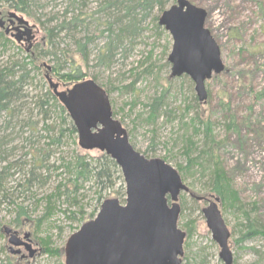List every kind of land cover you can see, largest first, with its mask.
Instances as JSON below:
<instances>
[{
    "label": "rangeland",
    "instance_id": "obj_1",
    "mask_svg": "<svg viewBox=\"0 0 264 264\" xmlns=\"http://www.w3.org/2000/svg\"><path fill=\"white\" fill-rule=\"evenodd\" d=\"M69 1L29 0L28 15H20L31 28V54L0 38V68L14 67V81L20 75L27 77L17 86L19 96L10 106L11 110L0 114V151L4 153L0 170L11 168L4 188L13 193L14 202L12 206L0 205V229L8 227L14 232L30 235L31 250L36 253L22 264H63L62 250L67 239L90 221V216L94 214L95 217L99 202L101 205L105 200L116 199L122 205L125 198L122 184L116 179L113 187L103 192L92 182H79L77 192L73 191L75 195L70 199L54 200L52 214L43 218L42 200L61 185H66L65 190L72 187L62 164H72L77 155H86L92 161L101 155L95 150L81 151L76 134H68V126L60 113L62 106L50 93L44 77L46 67L51 81L58 85V91L71 88L73 83L65 77L73 70L81 71L83 80L94 81L106 92L112 117L125 130L134 151L145 159L164 161L179 174L188 189V193H181L178 198L177 227L186 233L182 264H223L201 213L216 198L207 192L209 168L203 170L197 161L193 167L187 165L184 153L187 140L196 143L197 155L208 149L214 161L220 163L231 192L237 196L235 202L226 195L217 203L229 232L228 247L233 264H264V0H186L206 12L204 27L217 44L224 66L222 74L205 83L207 99L205 104H199V108L194 107L192 98L196 97L189 79H169L170 67L166 59L171 40L158 27L157 21L152 23L160 15L158 11L154 10L148 18L141 20V32L131 44L125 45V51L118 53L108 67H100L97 52L106 43L105 28L98 36L100 32L94 33L93 26L90 27V35H96L97 39L86 47L85 54L78 51L70 37L56 38L55 49L47 41L46 32L63 20L65 12L71 11ZM101 1L89 0L83 13L90 16L97 12ZM173 4L166 5L165 10ZM12 10L8 5L0 12ZM114 13L111 11L110 15L114 16ZM107 19L110 23L114 20L111 16ZM82 36V33L78 34L77 40ZM51 51L53 56L40 57ZM163 87L168 89L164 99L169 107L166 113L162 111L157 119L149 121L148 104L160 95ZM46 92L52 97L43 109L46 112L44 118L38 104L47 102ZM187 106L190 110L186 113V109H182ZM197 119L211 124L208 144L203 141L204 131L197 126ZM230 119L234 126L229 125ZM192 122L195 126L191 127L189 123ZM60 133L59 146L47 147L50 139L58 138ZM38 150L40 152L36 154ZM30 154L31 157L36 154L37 159L42 157L39 187L27 195L19 196V192L15 195L12 188L21 183L24 174L27 178L26 171L32 163ZM197 155L191 158L196 159ZM202 158L206 160L205 156ZM196 198L204 201L199 202ZM14 207L25 211L20 227L13 224L16 213L11 210ZM40 218L48 220H42L36 226ZM247 218L262 230L261 236L243 238ZM7 247L6 239L0 234V249L3 248L0 263L7 258Z\"/></svg>",
    "mask_w": 264,
    "mask_h": 264
},
{
    "label": "water",
    "instance_id": "obj_2",
    "mask_svg": "<svg viewBox=\"0 0 264 264\" xmlns=\"http://www.w3.org/2000/svg\"><path fill=\"white\" fill-rule=\"evenodd\" d=\"M207 14L186 0H174L163 11L157 25L171 40L167 64L170 79L186 77L193 85L199 104L207 99L205 83L224 72L220 52L204 24ZM19 24L27 26L21 18ZM26 42L33 40L25 29ZM17 42L19 36H15ZM49 71V68L46 67ZM48 88L66 111L82 151H98L108 157L120 171L124 205L115 199L105 200L96 217L71 235L63 248V264H181L185 234L177 228L181 193H188L177 172L162 160H147L128 143L121 125L112 118L108 97L92 80L75 84L67 92L45 75ZM201 201V198H196ZM169 202V204L167 203ZM218 199L201 210L205 226L219 249L218 259L232 264L228 247L229 233L217 207ZM12 254L21 243L9 228ZM28 234L23 236L27 240ZM28 258L35 253L25 244Z\"/></svg>",
    "mask_w": 264,
    "mask_h": 264
},
{
    "label": "trees",
    "instance_id": "obj_3",
    "mask_svg": "<svg viewBox=\"0 0 264 264\" xmlns=\"http://www.w3.org/2000/svg\"><path fill=\"white\" fill-rule=\"evenodd\" d=\"M88 2L89 0H70L68 4L70 6L69 8H71V11H69L68 13L65 12L63 20L59 22V24H55L51 28V30L46 32L47 41L51 42V48L55 49L56 43L54 40L56 38H59L60 36L70 37V39L74 41L75 46H77L78 51L80 53L83 52V54H85L86 47L92 44L95 39H97L96 35H90V27L93 26L92 30H94V33H99L102 28H105L107 33L106 43L103 44L102 48L97 52V61L100 67H108L111 60H113L118 53H120L121 51H125V45L131 44L137 38V36L141 32V20L143 21L148 18L154 10L158 11L161 14L165 10V6L172 3L173 0H102L99 6L100 9L97 12L91 14L90 16H87L82 11L87 8L86 6ZM0 5H9L10 8L15 10L17 13L28 15L27 10H29V0H0ZM75 11L77 13H75ZM111 11L115 12L113 14L114 16L110 15ZM99 15H101V17ZM94 16H96L97 19H95ZM107 16H111V18L113 17L114 20L112 19L113 21L110 23L107 19ZM138 17H140L141 19H137ZM102 19L106 21L102 22ZM156 21L157 19L154 18L152 20V23H155ZM80 33H82L83 38L77 40V35ZM101 34L103 33L100 32L98 36H100ZM46 54L52 56L54 55V53H52L51 51L50 53L42 54L40 57L46 58ZM63 56L65 57L66 55L63 54ZM13 68L14 67L11 66L9 68H0V114L7 113L11 110L10 106L12 105V103L18 100L19 89L17 86L21 85L22 79L27 78L26 75H20L16 79V81H14ZM65 78L67 79V81H71L74 84L82 81L84 76L82 75L81 71L73 70L72 74L66 75ZM158 87L159 85H157V88ZM50 93L46 92V103H44L45 101H41L38 104V108L41 114L44 115V118H46V112L43 111V109L47 107L49 97H52ZM167 93L168 89L163 87L160 95L158 97L155 96V98H153L148 104L147 108H149V121L153 122L155 119H157L162 111L163 113H166L165 110L169 107V104L166 102L164 97ZM192 100L194 107L199 108V104L196 98H192ZM165 103H167V106ZM184 109H186L187 113L190 110V106H187L185 108L183 107L182 111H184ZM60 113L61 116H63L62 118L64 122L68 126V134L75 135V131L68 118L64 115V111L62 108H60ZM193 122L189 123L191 127L194 124ZM196 122L197 126L203 129L204 131V143L208 144L206 143V141L207 138L210 137L211 124L208 121L204 123L200 121V119H197ZM229 125L234 126V123L231 122V119ZM45 129V131L50 132L48 128ZM60 138H62L61 133L59 134L58 138L50 139V141L47 143V147L59 146ZM185 147L186 150L184 151V153H186L185 155L187 156V165L189 167H193L194 163L197 164L199 162L198 166L201 167L203 170L209 168L207 192L211 195L216 196V198H218L219 200H224L225 196L229 195L232 197L230 201L235 202L237 198L236 194L234 192H231L229 188V181L225 177V174L221 169L220 163L217 160L214 161L213 156L209 154L208 149L206 152H198L197 155V153H195L197 148L196 143L189 140H187V145ZM39 152L40 151L38 150L36 154ZM3 154L4 153L0 151V163L4 162V160L1 159V156ZM36 154L33 157H31L30 154L32 163L31 167H29V169L26 171L28 172L27 178L24 174V178L23 180H21V183L16 185V187L12 188L14 189L13 192L15 193V195L18 194L17 192H19V196H22L23 194L27 195L28 193H30V190L39 187V173L40 169H43V165L41 155L40 157H38L39 159H37ZM194 154L197 155L196 159L191 158ZM204 156L206 157L205 161L202 158ZM88 159L90 158L86 155L82 157L77 155L72 164H62L61 167L67 170L66 172L68 173V178L71 180L69 182L72 183V187H66L65 190L64 186L66 185H61L58 188H55L52 194L46 196L42 200L44 203L45 210V216H43V218H47L49 214H52V206L54 200H59L61 198L70 199L72 195H75L74 192H77V187H79L80 185L79 182H92L93 184L99 186L100 191L103 192L106 190H110V188L113 187L114 181L116 179L120 182V184H122V192L124 191L120 172L113 161H111L108 157L104 156L103 154L100 155L98 160L92 161ZM188 169L189 168L186 169L187 172ZM10 170V167L0 170V205H14V202L12 201L13 199L11 198L13 193H10L4 188L6 179L10 176L8 174V171ZM23 170H25V168H23ZM121 195L123 196V193H121ZM71 201L75 202L74 199H71ZM99 206L100 202L97 206L96 211H98ZM11 212L16 213V218L13 224H15L16 226L19 225L20 227V219L25 217L23 215V213H25L24 209L14 207ZM93 217L94 214L90 216V220ZM42 220L46 221L48 219L40 218L36 221V226H38ZM246 223L248 224L246 227L247 231L246 234L243 235V238H246L245 240H247L249 237L261 236L262 230H258L256 225L254 223L252 224L249 218H247ZM0 252H3V248L0 249ZM0 264L17 263L13 260L6 258V260L2 261Z\"/></svg>",
    "mask_w": 264,
    "mask_h": 264
},
{
    "label": "flooded vegetation",
    "instance_id": "obj_4",
    "mask_svg": "<svg viewBox=\"0 0 264 264\" xmlns=\"http://www.w3.org/2000/svg\"><path fill=\"white\" fill-rule=\"evenodd\" d=\"M3 9H4V6L0 5V11H3ZM16 18L23 19L20 13H17L15 10H12L11 12H0V38L4 42H8V43L11 42L13 45L17 46L18 49L19 48L21 49L23 47L26 54H31V41L27 43L26 36L23 35L24 30L29 29L30 37H31V28L29 27V24L27 21H26L27 26H25L23 24H19ZM16 35L20 37L19 42L15 40ZM57 88H58V85H57ZM68 90H65L62 92H67ZM16 233H17V237L20 239V242H21V244L16 248V250L19 251V253L11 254L10 248L7 247L8 253L6 254V256L8 259L15 261L17 264H22L26 262L27 260V258L25 257V247L23 246L24 242H28L30 245H32V241H31L30 235L27 240H23L22 237L24 233L23 234L18 233V232Z\"/></svg>",
    "mask_w": 264,
    "mask_h": 264
},
{
    "label": "bare ground",
    "instance_id": "obj_5",
    "mask_svg": "<svg viewBox=\"0 0 264 264\" xmlns=\"http://www.w3.org/2000/svg\"><path fill=\"white\" fill-rule=\"evenodd\" d=\"M159 27V26H158ZM136 152V151H135ZM138 153V152H137ZM178 218H179V216H178ZM185 234V237H186V233H184ZM232 264H233V262H232Z\"/></svg>",
    "mask_w": 264,
    "mask_h": 264
}]
</instances>
